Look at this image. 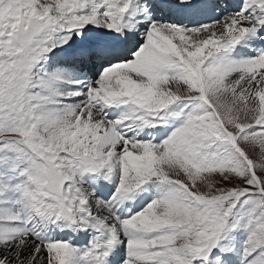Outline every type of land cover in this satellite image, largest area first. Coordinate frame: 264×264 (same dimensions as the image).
<instances>
[{
  "label": "snow or ice",
  "instance_id": "snow-or-ice-1",
  "mask_svg": "<svg viewBox=\"0 0 264 264\" xmlns=\"http://www.w3.org/2000/svg\"><path fill=\"white\" fill-rule=\"evenodd\" d=\"M0 264H264V0H0Z\"/></svg>",
  "mask_w": 264,
  "mask_h": 264
}]
</instances>
